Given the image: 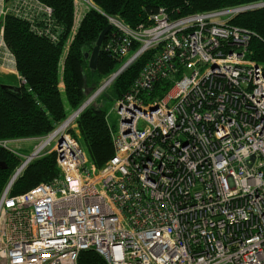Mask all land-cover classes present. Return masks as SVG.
Segmentation results:
<instances>
[{
    "label": "built area",
    "instance_id": "obj_1",
    "mask_svg": "<svg viewBox=\"0 0 264 264\" xmlns=\"http://www.w3.org/2000/svg\"><path fill=\"white\" fill-rule=\"evenodd\" d=\"M85 7L95 8L73 0L69 40ZM241 10L159 9L136 28L107 18L116 33L103 49L116 69L32 153L14 152L20 163L0 194V264H77L87 250L106 264H264V70L247 58L254 34L229 24ZM7 14L53 44L60 27L38 0H0V69L12 74ZM145 54L112 106L114 155L98 169L72 135L76 120ZM163 80L169 90L152 96ZM50 154L59 177L12 196L25 168Z\"/></svg>",
    "mask_w": 264,
    "mask_h": 264
},
{
    "label": "trees",
    "instance_id": "obj_2",
    "mask_svg": "<svg viewBox=\"0 0 264 264\" xmlns=\"http://www.w3.org/2000/svg\"><path fill=\"white\" fill-rule=\"evenodd\" d=\"M52 10V20L60 27L55 44L30 30L29 24L11 14L3 19V39L15 58V68L26 82L13 85L0 79V143L44 137L53 132L94 91L101 80L113 72L117 62L104 51L105 43L116 33L105 36L96 68L89 66V56L101 32L109 25L107 18H119L130 28L147 24L149 17L164 9L172 17L218 12L262 4L264 0H92L94 7L85 11L76 31L73 27V0H38ZM229 24L254 34L248 45L247 58L264 70V7L239 12ZM37 27L41 25L36 22ZM67 49V50H66ZM66 50V51H65ZM147 54L121 74L94 105L84 109L76 120L87 158L102 168L114 155L108 122V107L128 91L142 69ZM178 78V77H177ZM170 81H158L152 96L162 97ZM2 85L18 89L3 88ZM61 85L63 86L61 88ZM109 115V116H108ZM108 116V118H107ZM0 194L20 163L13 151L0 145ZM59 177L55 155L30 163L16 179L11 195L22 194L33 187ZM77 264H106L93 250L80 253Z\"/></svg>",
    "mask_w": 264,
    "mask_h": 264
},
{
    "label": "rangeland",
    "instance_id": "obj_3",
    "mask_svg": "<svg viewBox=\"0 0 264 264\" xmlns=\"http://www.w3.org/2000/svg\"><path fill=\"white\" fill-rule=\"evenodd\" d=\"M88 8H83V12H85ZM15 70V73H8V71L4 70L2 73L4 74V72L6 74H9L10 76L12 77H0V79H3L4 81H8L9 83L13 84V85H18L19 82L17 81V75H16V68H14ZM14 77V78H13ZM95 104V103H94ZM113 106V105H112ZM112 107H108V112L110 113V124L112 126H115L116 122H117V119H116V116L114 115V113H112ZM71 114V113H70ZM70 114L68 115V117L70 116ZM78 142L80 143V146L81 148H83L85 154H86V150H85V147H84V144H83V141L81 140V138H79L78 136ZM40 143V141H36L35 139H25V140H10V141H5V147L10 150V151H13L15 153H19L21 155H29L30 153L33 152V150L35 149L36 146H38ZM3 144V143H2ZM87 155V154H86ZM96 172H91V174H95Z\"/></svg>",
    "mask_w": 264,
    "mask_h": 264
},
{
    "label": "water",
    "instance_id": "obj_4",
    "mask_svg": "<svg viewBox=\"0 0 264 264\" xmlns=\"http://www.w3.org/2000/svg\"><path fill=\"white\" fill-rule=\"evenodd\" d=\"M260 7H264V3L262 4H256V5H251V6H247V7H243L242 10L240 12L246 11V10H250V9H255V8H260ZM111 25H107V27L101 32V34L99 35L95 46L92 49V52L89 56V66L92 70H94L96 68V63H97V57L99 55L103 40L105 38V36L107 35V33L111 30ZM3 88H9V89H18L15 88L13 86H9V85H2ZM0 168L4 169L5 168V164L3 162H0Z\"/></svg>",
    "mask_w": 264,
    "mask_h": 264
},
{
    "label": "crops",
    "instance_id": "obj_5",
    "mask_svg": "<svg viewBox=\"0 0 264 264\" xmlns=\"http://www.w3.org/2000/svg\"><path fill=\"white\" fill-rule=\"evenodd\" d=\"M4 70H1L0 69V77H5V78H7L8 76L9 77H12V76H10L9 74H6L5 72H4V74L2 73ZM14 78V77H13Z\"/></svg>",
    "mask_w": 264,
    "mask_h": 264
}]
</instances>
